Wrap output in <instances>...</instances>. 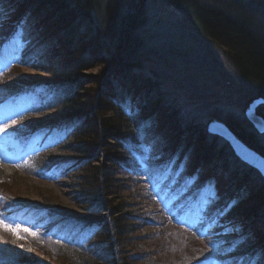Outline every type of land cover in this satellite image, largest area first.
<instances>
[{
	"label": "trees",
	"instance_id": "trees-1",
	"mask_svg": "<svg viewBox=\"0 0 264 264\" xmlns=\"http://www.w3.org/2000/svg\"><path fill=\"white\" fill-rule=\"evenodd\" d=\"M146 1L109 2L99 16L93 0H0V107L28 101L0 152H26L14 162L24 176L71 178L69 201L0 181V264H264V178L142 70ZM168 1L189 11L249 100L264 98L263 34ZM223 120L264 153L245 115ZM215 220L227 223L203 233Z\"/></svg>",
	"mask_w": 264,
	"mask_h": 264
},
{
	"label": "rangeland",
	"instance_id": "rangeland-1",
	"mask_svg": "<svg viewBox=\"0 0 264 264\" xmlns=\"http://www.w3.org/2000/svg\"><path fill=\"white\" fill-rule=\"evenodd\" d=\"M190 1L194 8L200 5L196 11L198 20L206 12L223 10L231 16L236 15L244 22L251 23V27L264 36V0ZM93 2L94 7L98 8L96 12L102 16L109 2L116 6L123 5L126 0H93ZM146 5V20L142 26V32L147 38L144 44L147 60L142 70L159 80L167 96L178 103L184 114L192 118L207 122L214 117L224 121L223 118L229 111L237 115H245L251 100L242 88L243 80L235 74L221 51L198 34L189 11L168 0H147ZM45 76L51 78L49 74ZM27 102L23 100L19 107L22 109ZM261 108L264 110V104ZM9 111V113L0 114V129H3L0 131V142L7 139L5 136L11 135L12 132L15 135L17 131L15 122L10 119L12 111ZM259 135L264 142V133ZM34 148L35 145L31 147V151ZM11 161H18V157L8 160L4 157L0 158L1 167L3 162H6L13 168V171L9 173L11 181L6 178L10 183L16 181L14 186L9 187L11 193L16 194L17 190L27 188L35 194L40 190V186L41 190L51 188L52 192L60 193L69 201L64 191L71 188L65 186L64 180H60L59 184H53L50 181L24 176L25 173L19 172L15 165H11ZM65 179L71 180L70 177ZM181 217L184 218L182 215ZM191 220L189 224L194 225L201 220L207 222L205 215H201L199 220L196 218ZM34 222L36 221L32 224ZM225 223H219V226ZM16 224L22 226L26 223L17 221ZM27 227L34 226L32 227L29 221ZM207 228L206 224L202 230ZM18 236L27 241L25 236H20V233Z\"/></svg>",
	"mask_w": 264,
	"mask_h": 264
},
{
	"label": "water",
	"instance_id": "water-1",
	"mask_svg": "<svg viewBox=\"0 0 264 264\" xmlns=\"http://www.w3.org/2000/svg\"><path fill=\"white\" fill-rule=\"evenodd\" d=\"M264 103V98H255L250 102L249 107L246 111V118L250 122H252L256 128V130L259 131V133H264V116L262 114L258 113V107ZM250 109L255 110L256 119H250ZM208 122V131L212 134L221 136L226 142H228L234 153H236L237 157L244 161L245 163H248L250 166L256 168L260 174H262L264 178V153L262 154L254 147H251L247 142H245L242 138L238 136L236 131H233L228 124H226L224 121L216 120V119H210ZM9 181L11 179L8 175L4 176ZM0 174V179L4 178Z\"/></svg>",
	"mask_w": 264,
	"mask_h": 264
},
{
	"label": "snow or ice",
	"instance_id": "snow-or-ice-1",
	"mask_svg": "<svg viewBox=\"0 0 264 264\" xmlns=\"http://www.w3.org/2000/svg\"><path fill=\"white\" fill-rule=\"evenodd\" d=\"M251 115H250V119L255 120L256 119V115H255V110L254 109H250ZM0 131H3V129H0ZM7 230L9 231H17V229H12L10 226L5 225L4 226ZM24 231H29L28 229H24ZM33 235H35V233H33Z\"/></svg>",
	"mask_w": 264,
	"mask_h": 264
},
{
	"label": "bare ground",
	"instance_id": "bare-ground-1",
	"mask_svg": "<svg viewBox=\"0 0 264 264\" xmlns=\"http://www.w3.org/2000/svg\"><path fill=\"white\" fill-rule=\"evenodd\" d=\"M253 147V146H252ZM244 162V161H243ZM248 164V163H247ZM250 166V165H249ZM252 167V166H250ZM12 171V169H9L8 167H4V169H0V174L2 175V177L6 176V175H10L9 173Z\"/></svg>",
	"mask_w": 264,
	"mask_h": 264
}]
</instances>
